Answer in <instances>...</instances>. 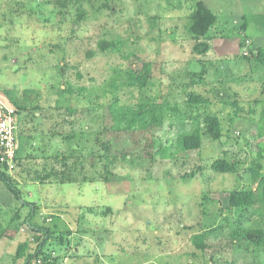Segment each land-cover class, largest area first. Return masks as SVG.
<instances>
[{
    "label": "rangeland",
    "instance_id": "374dc122",
    "mask_svg": "<svg viewBox=\"0 0 264 264\" xmlns=\"http://www.w3.org/2000/svg\"><path fill=\"white\" fill-rule=\"evenodd\" d=\"M197 2L217 16L201 39L188 31ZM257 47L264 0H0V101L34 91L18 115L26 146L9 174L20 205L0 182V264H24L17 247L37 246L36 229L20 224L15 234L10 222L29 213L21 202L37 205L33 225L55 231L43 249L53 264H264V243L247 237L264 230V205L227 201L255 189L250 163L264 173ZM132 71L145 80L132 82ZM208 115L220 120L218 141L205 133ZM194 130L200 148L182 151L178 140ZM103 143L112 164L97 160ZM87 156L74 183L54 178ZM220 156L233 173L210 169ZM201 234L203 250L193 244Z\"/></svg>",
    "mask_w": 264,
    "mask_h": 264
},
{
    "label": "trees",
    "instance_id": "16d2710c",
    "mask_svg": "<svg viewBox=\"0 0 264 264\" xmlns=\"http://www.w3.org/2000/svg\"><path fill=\"white\" fill-rule=\"evenodd\" d=\"M189 25H188V31L196 39L206 38L209 34L210 29L215 25L217 21V16L213 12L212 9L207 7L202 2H197L194 5V9L189 14ZM236 24L239 26V29L241 31H246V16L242 15L238 22ZM108 46V45H104ZM101 46L100 49L104 50L105 47ZM195 50L198 53H206L207 46L204 43H199L195 46ZM255 61L257 64L261 65L264 69V47H257L255 50ZM131 81L135 82L140 81L142 83L145 80L144 76H136L135 72L132 71L131 75ZM141 78V80H140ZM59 93L64 94L66 92V89L59 88ZM34 91L28 90L24 91L22 99L18 100L15 97H12V94L7 93L9 103L15 108L17 116L26 112V102L28 99V96H30L31 93ZM221 96H224L220 94ZM190 102H193L197 104L199 102V99H196L195 97L191 96L189 98ZM35 109H38L37 107ZM37 112H33L32 116L35 115ZM19 122V121H18ZM203 124L205 127V133L211 137L213 141H218L221 137V124L218 117L213 115H208L204 118ZM87 132V127H82L80 130L81 134H84ZM23 134H26L25 130H23ZM30 138V137H29ZM25 140L22 136L21 131V123L17 126V143L18 147L15 154V161L18 163V161L21 158V151L25 150ZM179 148L182 151H193L198 150L201 146V133L198 130H194L192 133L188 135H184L178 140ZM102 152L101 154L97 155V160H100V162L103 161L106 165L111 163L112 159L110 157V148L107 143H103L101 145ZM124 158H126V155H124ZM61 159V158H60ZM63 159V156H62ZM90 160V157L87 156L85 158L81 157L78 159V162H74L72 168L68 169L67 171H61V173H56V175H53L55 179H57L59 176L61 179L59 180L60 183H74L75 177L74 173L81 172L84 168V162H88ZM78 164V165H77ZM261 167L256 163L252 162L250 163L249 171H250V180L252 181V184L255 185V189H239V190H232L228 195V209H249L254 207H263L264 205V173L261 172ZM210 169L216 173L220 174H229L233 173L234 171V165L232 161L225 159L223 156L218 157L215 161H213L210 165ZM105 171V170H104ZM52 173V172H51ZM108 174V171H105V175L103 177V180L105 182H109L113 180L112 176L106 175ZM65 175V176H64ZM59 177V178H60ZM11 176L6 172L5 168L0 165V182L4 185V188L7 190V192L12 196L14 200L19 204L21 200V194L19 192V189L17 187V184L13 182L11 179ZM39 181H42L43 177H39ZM82 181L84 183L85 176L82 177ZM43 182V181H42ZM21 207L23 206H29V213L27 216L22 219L20 217V210L16 211L13 218L10 220L12 224L16 221L19 224L13 228L15 234L18 231V228L20 224L27 226L31 229H36L38 231L39 236L35 238L37 241V246L32 253H28V245L22 244L17 247V253L15 256V260L24 259V264H29L33 259L37 260L39 258H42V264H53L50 260V255H44V246L45 244L50 240V238L54 235V230L47 229L48 227H41L35 226L31 223L33 220L37 205L35 203L27 204L25 202H21ZM20 205V204H19ZM14 235L12 233H7V231L4 229L1 233V236H5L9 239H13ZM247 237L251 240V242L256 247H261L264 243V230L258 229L254 230L252 232H249L247 234ZM204 235H196L193 237V244L194 246L199 249L203 250L204 243H203ZM60 242L62 243V237H60ZM40 263V262H39ZM231 264V263H229Z\"/></svg>",
    "mask_w": 264,
    "mask_h": 264
},
{
    "label": "built area",
    "instance_id": "2783aa9c",
    "mask_svg": "<svg viewBox=\"0 0 264 264\" xmlns=\"http://www.w3.org/2000/svg\"><path fill=\"white\" fill-rule=\"evenodd\" d=\"M17 126L15 108L0 101V165L8 174L16 167Z\"/></svg>",
    "mask_w": 264,
    "mask_h": 264
},
{
    "label": "crops",
    "instance_id": "0c3cea01",
    "mask_svg": "<svg viewBox=\"0 0 264 264\" xmlns=\"http://www.w3.org/2000/svg\"><path fill=\"white\" fill-rule=\"evenodd\" d=\"M18 125H19V122H18ZM18 210H20V209H18ZM55 215L59 216L58 218H60V214H55Z\"/></svg>",
    "mask_w": 264,
    "mask_h": 264
}]
</instances>
